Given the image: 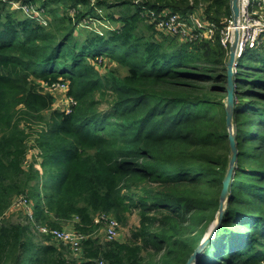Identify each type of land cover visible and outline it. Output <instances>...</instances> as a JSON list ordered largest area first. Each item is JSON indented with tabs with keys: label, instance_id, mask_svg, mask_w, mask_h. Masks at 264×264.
<instances>
[{
	"label": "trees",
	"instance_id": "obj_1",
	"mask_svg": "<svg viewBox=\"0 0 264 264\" xmlns=\"http://www.w3.org/2000/svg\"><path fill=\"white\" fill-rule=\"evenodd\" d=\"M72 1L30 0L43 24L0 0V66L11 68L0 73V264H186L216 217L229 158L219 43L229 0L146 3L186 14L208 2L216 39L193 43L156 32L133 0H99L100 13ZM88 18L108 25L80 27ZM253 50L234 76L237 161L225 212L195 264H264V46ZM36 81L66 82L70 111L38 116L52 99ZM20 196L28 224L5 217ZM135 213L124 241L95 236L96 216L126 226ZM70 223L87 236L79 259L37 230Z\"/></svg>",
	"mask_w": 264,
	"mask_h": 264
},
{
	"label": "built area",
	"instance_id": "obj_2",
	"mask_svg": "<svg viewBox=\"0 0 264 264\" xmlns=\"http://www.w3.org/2000/svg\"><path fill=\"white\" fill-rule=\"evenodd\" d=\"M97 1L99 0H90V6L96 10ZM151 1L133 0L132 4L134 8L138 10L139 16L143 22L151 26L156 32L164 36L175 37L182 43H193L201 40L213 42L216 39V25L206 18L204 9H195L186 14H180L174 13L167 8H151L146 4ZM10 3L14 6L13 10H21L29 19L45 24L43 10L39 5L35 4V6H33L30 2L23 4L20 1ZM74 12V10H70V15H73ZM97 12L100 13V10H97ZM81 24L80 27L82 28L99 31L98 27L102 26L106 28L107 22L88 18ZM238 32L239 38L235 53L233 72L236 71L238 63L245 52L260 47L261 45L264 46V43L260 42L262 35L264 34V0H241L239 7ZM232 33L233 27L230 20L228 27L222 30L219 35V43L225 50H228V47L232 42ZM66 88L67 87L64 83H56L50 86L51 90L63 91ZM20 209H22V211H24L23 214L33 222L30 204L24 196L16 198L8 211L13 210L12 212H14ZM94 222L99 226L104 225L103 232L106 236L104 239L105 241L109 242L116 239L120 228V223L116 219L111 216L99 215L95 217ZM37 230L43 235L50 236L51 239L56 242L66 245L73 254H80L81 244L87 237L74 230L47 229L39 226L37 227Z\"/></svg>",
	"mask_w": 264,
	"mask_h": 264
},
{
	"label": "water",
	"instance_id": "obj_3",
	"mask_svg": "<svg viewBox=\"0 0 264 264\" xmlns=\"http://www.w3.org/2000/svg\"><path fill=\"white\" fill-rule=\"evenodd\" d=\"M229 9H230V20L233 27L232 33V42L229 47V51L227 54L226 60V99H225V126L227 130V137H228V147H229V158L226 173L221 183V191L219 195V204H218V211L214 221L209 226L207 232L205 233L204 237L202 238L198 247L194 250V252L190 255L189 259L187 260L186 264H192L196 261L199 253L206 247L208 242L212 239L216 229L221 223L223 214L225 212V206L228 198L229 192V185L232 181L233 172L235 169V164L237 161V149L235 143V135L233 131V113L235 108V79H234V60H235V53L239 38L238 32V18H239V0H229Z\"/></svg>",
	"mask_w": 264,
	"mask_h": 264
},
{
	"label": "rangeland",
	"instance_id": "obj_4",
	"mask_svg": "<svg viewBox=\"0 0 264 264\" xmlns=\"http://www.w3.org/2000/svg\"><path fill=\"white\" fill-rule=\"evenodd\" d=\"M1 1H2L3 5H5L7 7L8 11H15V10H13L14 6L10 2H16L17 0H1ZM18 1H22V0H18ZM24 1L29 2L30 0H24ZM108 1L112 2V3H115L116 0H108ZM148 1H151V0H148ZM66 2H68L69 4L73 3L72 0H66ZM240 2H241V0H239V7H240ZM190 4L196 5V4H194L193 0H190ZM31 5L35 6V4H31ZM207 6H208V2H199L198 5H197V9H204V13H205V10H206ZM22 14L25 15L23 12H22ZM3 15H4V13H3ZM1 21L3 22L4 20H1ZM229 21H230V19L228 20V25H229ZM83 25H84V23H83ZM107 25H108V23H107ZM228 25L225 28H227ZM177 40L179 41V39H177ZM260 42L264 43V34L262 35V38H261ZM229 47H230V45H229ZM229 47H228V50H226V55L228 54ZM254 53H257V52H255L253 49L252 50H248L247 52H245L243 54L241 60H240V66L241 65L243 66L246 63L245 58L247 56L252 57L254 55ZM111 66H112V68L113 67L116 68L115 65H110L108 67H111ZM0 71H1L0 73H2V74L9 75L10 72H11V68L0 66ZM236 71H237V68H236ZM236 71H234V75H235V73H237ZM117 72L120 75L124 74V71L119 70V69L117 70ZM100 73L103 74L104 70L100 69ZM35 83L38 86V88H39L41 93L50 95L51 99H52L49 112L40 111V115H38V116L42 115L43 117H48L49 113L52 112V111H70V106H71L73 100H72V97L68 95V86H67L66 82L64 84L66 85L67 88L65 90H63V91L62 90H54V89L51 90L50 89L51 85H48V84H46L44 82H41V81H36ZM40 105H41V103H40ZM100 108L102 110H104L106 108V106L102 104L100 106ZM37 120H38V118L31 120V122L33 124H37L38 123ZM39 128H40L39 125L38 126L36 125V127H34L35 130H37ZM33 138L34 137L28 138V140H29L28 145L29 146L32 145ZM30 150H32V149H30ZM35 152L36 151L33 150V154ZM12 211L13 210L7 211V213L5 215L7 220H9L12 223H22V224L26 223V224H28L27 221L26 222L24 221V217H23V214H22L23 213L22 209L14 211V212H12ZM137 226H138V216L135 213V214H133L132 216L129 217V220H128V223H127L126 226L120 225V228L118 230V234H117V237H116L115 240L116 241H120V242L124 241L128 237L130 230L135 228V227H137ZM62 229L74 230L72 225H71V223L67 224ZM103 229H104V225H100V228L97 229V232L95 233V236L99 237L100 239L105 241L104 239L106 238V236L104 235ZM35 237H37V236H35ZM79 256H80L79 254H71L70 255V257L76 258V259H79L80 258ZM195 262L196 261H194V263H192V264H195Z\"/></svg>",
	"mask_w": 264,
	"mask_h": 264
},
{
	"label": "bare ground",
	"instance_id": "obj_5",
	"mask_svg": "<svg viewBox=\"0 0 264 264\" xmlns=\"http://www.w3.org/2000/svg\"><path fill=\"white\" fill-rule=\"evenodd\" d=\"M235 76V75H234Z\"/></svg>",
	"mask_w": 264,
	"mask_h": 264
}]
</instances>
